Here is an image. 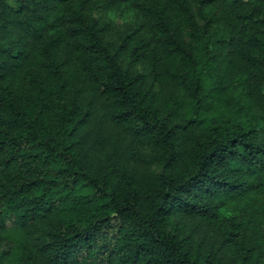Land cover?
Returning a JSON list of instances; mask_svg holds the SVG:
<instances>
[{
	"label": "trees",
	"instance_id": "obj_1",
	"mask_svg": "<svg viewBox=\"0 0 264 264\" xmlns=\"http://www.w3.org/2000/svg\"><path fill=\"white\" fill-rule=\"evenodd\" d=\"M262 195L264 0H0V264H264Z\"/></svg>",
	"mask_w": 264,
	"mask_h": 264
},
{
	"label": "rangeland",
	"instance_id": "obj_2",
	"mask_svg": "<svg viewBox=\"0 0 264 264\" xmlns=\"http://www.w3.org/2000/svg\"><path fill=\"white\" fill-rule=\"evenodd\" d=\"M10 6H14L13 3L9 2ZM97 17L101 19V22L105 27L110 30V35L113 39H117L119 33H123L129 27L135 25V16L128 10H122L119 12L106 11L104 13H96ZM143 155L147 158L149 171L154 175L161 174V165L157 162L155 155L150 149L145 148L142 150ZM139 163V161H138ZM138 167L139 164H136ZM260 203H249L245 206V203H231L222 208V215L225 217L231 216H243L245 222H248L250 228L259 231L264 229V195L260 197ZM242 219V220H243ZM186 234L191 239L203 246L204 248L212 249L217 248L219 240L215 238L214 231L202 226L201 224L194 222L190 223L186 229ZM217 253L223 258H226V253L221 249H217Z\"/></svg>",
	"mask_w": 264,
	"mask_h": 264
}]
</instances>
